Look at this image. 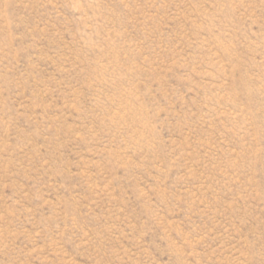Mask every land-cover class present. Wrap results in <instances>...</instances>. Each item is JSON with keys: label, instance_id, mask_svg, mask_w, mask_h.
<instances>
[{"label": "rangeland", "instance_id": "obj_1", "mask_svg": "<svg viewBox=\"0 0 264 264\" xmlns=\"http://www.w3.org/2000/svg\"><path fill=\"white\" fill-rule=\"evenodd\" d=\"M0 264H264V0H0Z\"/></svg>", "mask_w": 264, "mask_h": 264}]
</instances>
